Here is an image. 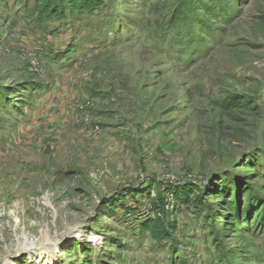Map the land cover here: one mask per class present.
I'll list each match as a JSON object with an SVG mask.
<instances>
[{"label": "rangeland", "instance_id": "1", "mask_svg": "<svg viewBox=\"0 0 264 264\" xmlns=\"http://www.w3.org/2000/svg\"><path fill=\"white\" fill-rule=\"evenodd\" d=\"M96 1L0 0V264H264V0Z\"/></svg>", "mask_w": 264, "mask_h": 264}, {"label": "trees", "instance_id": "2", "mask_svg": "<svg viewBox=\"0 0 264 264\" xmlns=\"http://www.w3.org/2000/svg\"><path fill=\"white\" fill-rule=\"evenodd\" d=\"M37 11L54 17H63L66 8L71 12H94L98 8L96 0H37Z\"/></svg>", "mask_w": 264, "mask_h": 264}, {"label": "bare ground", "instance_id": "3", "mask_svg": "<svg viewBox=\"0 0 264 264\" xmlns=\"http://www.w3.org/2000/svg\"><path fill=\"white\" fill-rule=\"evenodd\" d=\"M48 254H49V253H48ZM48 254H47V252H44V251H43L42 253L39 254L38 257H40V258H47V260H50V261H49V263H50V262H51L52 255L49 256ZM43 261H44V260H43ZM45 262H46V261H45ZM46 264H47V263H46Z\"/></svg>", "mask_w": 264, "mask_h": 264}]
</instances>
